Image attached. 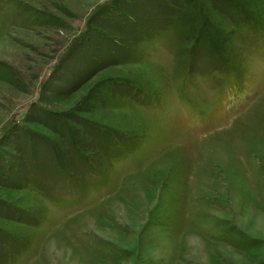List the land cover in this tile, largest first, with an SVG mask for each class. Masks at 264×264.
<instances>
[{
    "label": "rangeland",
    "instance_id": "1",
    "mask_svg": "<svg viewBox=\"0 0 264 264\" xmlns=\"http://www.w3.org/2000/svg\"><path fill=\"white\" fill-rule=\"evenodd\" d=\"M0 264H264V0H0Z\"/></svg>",
    "mask_w": 264,
    "mask_h": 264
}]
</instances>
